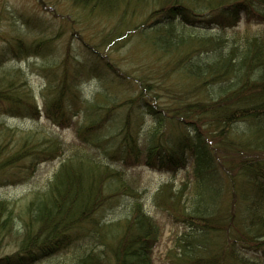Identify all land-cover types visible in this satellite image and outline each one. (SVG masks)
<instances>
[{"label":"trees","instance_id":"trees-1","mask_svg":"<svg viewBox=\"0 0 264 264\" xmlns=\"http://www.w3.org/2000/svg\"><path fill=\"white\" fill-rule=\"evenodd\" d=\"M40 1L63 26L35 37L38 18L23 15L6 34L0 104L8 116L75 126L77 149L28 198L17 251L0 264H153L163 225L128 175L143 165L185 172L153 195L181 226L166 264H264V0ZM29 73L45 79L42 105ZM93 79L98 89L87 98ZM8 135L0 174L64 156L53 133ZM125 198L124 218L104 221ZM13 222L1 201L0 253Z\"/></svg>","mask_w":264,"mask_h":264},{"label":"rangeland","instance_id":"rangeland-1","mask_svg":"<svg viewBox=\"0 0 264 264\" xmlns=\"http://www.w3.org/2000/svg\"><path fill=\"white\" fill-rule=\"evenodd\" d=\"M63 2V0H62ZM61 2V3H62ZM45 3L40 0H0V52L4 51L7 47L6 41L3 39L6 37V34H10L16 26L22 25V16L28 17H37L38 25L36 29L35 37L43 36L47 33L45 26H48V33L57 31L60 27L63 26L62 17L59 18L54 15L53 12L47 11L44 9ZM60 9H65L64 6H61ZM246 14H241V19H246ZM70 24V23H69ZM71 25V24H70ZM70 25L67 27V30H70ZM97 28V31H99ZM42 31V32H40ZM77 32H82L81 27H79ZM86 36L88 38L94 37V34L97 33L93 27H89L86 31ZM93 34V36H92ZM70 32L66 35H63L57 40V45L62 49L69 42ZM96 38V37H95ZM82 47L80 46V50ZM81 55L85 56L83 51L80 52ZM114 56H116L114 54ZM13 66H23L28 68V61H11L10 63ZM41 64H39L40 66ZM97 79H93L83 85V93L88 97H92L97 91L99 83ZM29 82L32 87L36 90L39 98V103L42 105L44 102L40 98V91L44 86L45 79L40 76V74L29 73ZM12 128L13 132L6 129ZM37 127L49 134H55L64 141L65 153L59 159L47 161L40 163L35 170L26 169L27 172L22 173L21 175L14 174H0V202L3 201L6 203V206L12 210L14 222H13V231L8 233L4 232L2 237L1 253L0 257H4L7 254L10 255L17 251L16 236L20 239L22 234V225L20 222V217L22 215L24 206L28 198L32 195L34 191L45 190L50 181L53 179L55 172L59 168L62 160L68 157L71 152L77 147L75 145V126L62 128L59 126L53 125L45 117L41 120H32L24 119L20 117L8 116L4 110V107L0 104V144L9 139L10 133H14L13 139L17 138V135L20 134L21 130L27 128ZM20 130V131H19ZM74 145V146H72ZM16 173V172H15ZM14 175V178L12 177ZM130 180L133 185L137 187V191L142 193V203L145 206V209L148 213L153 215L160 224L163 225V233L160 237V240L157 246L154 249L153 254V264H166V254L169 249L173 246L176 235L180 232L181 226L166 213L159 210L153 201V195L160 185L168 180L169 178H174L180 181L185 178V172L180 171L176 175L169 172H162L156 169L146 168L145 165L133 167L129 170L128 173ZM123 204L115 206L114 208L108 209L104 214L103 220L110 222L112 220H119L124 218L123 215H126L127 210L125 209L126 205L129 203L130 199H123ZM131 202V201H130ZM130 205V204H129ZM129 207V206H128ZM106 219V220H105ZM74 243H86L85 240H76ZM89 243V242H87ZM81 244H79V247ZM4 259V258H0ZM55 262V259H50L49 257H43L40 260L32 264H50Z\"/></svg>","mask_w":264,"mask_h":264}]
</instances>
